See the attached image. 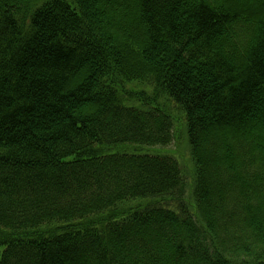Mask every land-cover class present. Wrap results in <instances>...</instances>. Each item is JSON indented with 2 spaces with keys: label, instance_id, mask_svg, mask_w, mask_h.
<instances>
[{
  "label": "trees",
  "instance_id": "trees-1",
  "mask_svg": "<svg viewBox=\"0 0 264 264\" xmlns=\"http://www.w3.org/2000/svg\"><path fill=\"white\" fill-rule=\"evenodd\" d=\"M0 264H264V0H0Z\"/></svg>",
  "mask_w": 264,
  "mask_h": 264
},
{
  "label": "rangeland",
  "instance_id": "rangeland-1",
  "mask_svg": "<svg viewBox=\"0 0 264 264\" xmlns=\"http://www.w3.org/2000/svg\"><path fill=\"white\" fill-rule=\"evenodd\" d=\"M183 130H184L183 125L180 124L179 122H176L174 127V135L175 137L177 136V138L168 147H162L156 149L166 153L168 156L174 157V159L177 161L179 165V168L183 173V178L187 186L186 189H188L189 187L192 186V182H193L192 174L194 171V167L192 166L190 160L186 135Z\"/></svg>",
  "mask_w": 264,
  "mask_h": 264
},
{
  "label": "bare ground",
  "instance_id": "bare-ground-1",
  "mask_svg": "<svg viewBox=\"0 0 264 264\" xmlns=\"http://www.w3.org/2000/svg\"><path fill=\"white\" fill-rule=\"evenodd\" d=\"M37 45V44H36Z\"/></svg>",
  "mask_w": 264,
  "mask_h": 264
}]
</instances>
